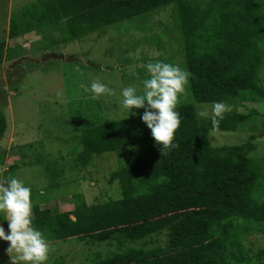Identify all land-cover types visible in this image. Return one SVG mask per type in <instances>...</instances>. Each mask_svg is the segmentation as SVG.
Here are the masks:
<instances>
[{
    "label": "trees",
    "instance_id": "1",
    "mask_svg": "<svg viewBox=\"0 0 264 264\" xmlns=\"http://www.w3.org/2000/svg\"><path fill=\"white\" fill-rule=\"evenodd\" d=\"M170 5L172 22L153 37V45L164 51L158 60L168 61L164 41L173 36L188 73L176 108L178 147L162 149L141 119L144 109H134L118 120L85 121L74 130L70 148L58 155L19 147L21 160L3 173L0 168V181L9 179L20 161L39 163L49 181L46 189L54 190L87 178L81 170L114 153L120 165L109 180L117 182L119 198L88 203L80 190L69 199L73 208L64 211L33 202V226L49 245L82 241L96 249L93 257L86 255L88 264H264V246L256 252L246 246L254 234L264 235V159L250 156L257 135L238 145L210 140L212 131L235 132L264 118L257 109L238 110L244 102L264 101V0H47L12 15L8 36L38 32L45 24L40 32L54 45L105 33L124 21H135L146 32L142 21ZM53 30L64 37L52 36ZM16 50L0 40V65L14 60ZM216 102L226 110L213 127L212 114H203L200 106ZM6 129L0 110V140ZM69 173L75 174L71 180ZM1 218L7 233L8 222ZM103 243L116 251L103 257L95 246Z\"/></svg>",
    "mask_w": 264,
    "mask_h": 264
},
{
    "label": "rangeland",
    "instance_id": "2",
    "mask_svg": "<svg viewBox=\"0 0 264 264\" xmlns=\"http://www.w3.org/2000/svg\"><path fill=\"white\" fill-rule=\"evenodd\" d=\"M45 1L47 0H0V40L5 39L7 47L17 49V57L12 59L13 61L5 60L0 65V110L7 118L6 133L0 140L2 173L12 163L21 160L19 147L27 145L29 152L34 153L36 146L58 155L61 149L67 151L70 148L74 130L81 129L85 121L118 120L120 116H125V112H131L122 106L121 90L134 86L138 94H142V80L147 78L144 65L158 61V57L164 53L163 50L155 48L153 37L165 31L173 19L170 5L142 21L148 28L146 32H141L135 21H124L109 27L102 34L94 32L70 42L51 45L48 38L40 32L47 26L43 24L38 32L11 39L8 36L10 17L21 15L26 6L32 3L43 6ZM56 31L53 30L51 35L60 39L64 37ZM142 36L149 38V42H141ZM165 40L166 55L169 57L168 61L164 62L177 65L183 70L180 63L184 60L181 54L176 53L177 44L173 36L168 40L166 36ZM49 53L64 55L70 59L51 58L42 61L44 55ZM173 55L178 61L171 58ZM94 80L105 83L112 90V94L93 99L91 92L86 89L90 88ZM262 85L264 86V83ZM180 98L181 95L178 99ZM243 105L238 107L241 112L257 109L264 113V101L244 102ZM212 106V103L202 104V113L212 114ZM254 119L255 122H247L242 129L235 132L212 131L211 143L217 146L238 145L257 135L254 141L256 149L250 156L264 159V136L259 135L260 130L264 128V118ZM30 144H33V147ZM95 161V166L81 170L87 178L80 179L74 185L69 184L70 182L62 184L54 190L46 189L49 181L41 174L44 169L39 163L26 166L20 161V167L9 173V178L22 180L31 188L32 204L36 201L43 206L47 204L53 210L64 211V208H73L74 205L69 199L71 194L80 190L84 191L88 203L120 195L117 182L111 183L109 180L110 173L120 165L119 157L111 153L98 157ZM96 168L99 171L95 173ZM74 175L67 174V180H71ZM1 217L0 214V226L5 229ZM8 246L9 242L0 241V264H11ZM95 246L103 257L116 251V246L111 247L106 243ZM246 246L252 252L258 251L264 246V235L254 234ZM94 250L96 249L90 251L77 239L71 243L64 242L59 248L50 244V251L56 254L54 257L49 254L46 264H88L86 255L93 257Z\"/></svg>",
    "mask_w": 264,
    "mask_h": 264
},
{
    "label": "clouds",
    "instance_id": "3",
    "mask_svg": "<svg viewBox=\"0 0 264 264\" xmlns=\"http://www.w3.org/2000/svg\"><path fill=\"white\" fill-rule=\"evenodd\" d=\"M147 78L142 80L143 91L138 94L134 86L121 90L122 106L129 111L144 109L142 121L151 130L152 137L162 149L178 147L174 137L181 124L180 113L176 110L178 98L184 93L188 73L179 66L164 61L148 62L144 65ZM93 99L111 95L112 90L102 82L90 84ZM226 110L223 103L212 106V125L219 123ZM163 155V152H162ZM32 190L15 177L0 181V214L8 222L6 233L0 226V240L9 242L7 252L11 264H46L50 245L45 235L33 226Z\"/></svg>",
    "mask_w": 264,
    "mask_h": 264
},
{
    "label": "water",
    "instance_id": "4",
    "mask_svg": "<svg viewBox=\"0 0 264 264\" xmlns=\"http://www.w3.org/2000/svg\"><path fill=\"white\" fill-rule=\"evenodd\" d=\"M51 58H54V59H66V60H69L70 57H65L64 55H59V54H55V53H49V54H46L44 55V57L42 58V61H47Z\"/></svg>",
    "mask_w": 264,
    "mask_h": 264
}]
</instances>
